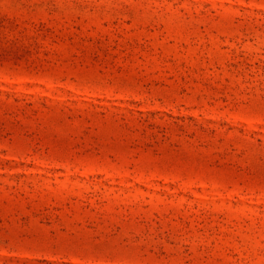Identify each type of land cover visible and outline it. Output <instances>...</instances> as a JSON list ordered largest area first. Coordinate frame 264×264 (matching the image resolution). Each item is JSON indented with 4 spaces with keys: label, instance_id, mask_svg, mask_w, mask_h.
<instances>
[{
    "label": "rangeland",
    "instance_id": "374dc122",
    "mask_svg": "<svg viewBox=\"0 0 264 264\" xmlns=\"http://www.w3.org/2000/svg\"><path fill=\"white\" fill-rule=\"evenodd\" d=\"M0 264H264V0H0Z\"/></svg>",
    "mask_w": 264,
    "mask_h": 264
}]
</instances>
